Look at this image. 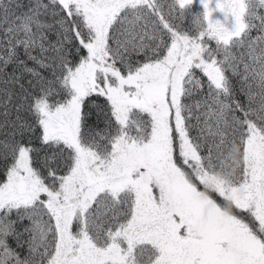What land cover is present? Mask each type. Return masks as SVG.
Segmentation results:
<instances>
[{
  "label": "snow or ice",
  "instance_id": "6c2138e0",
  "mask_svg": "<svg viewBox=\"0 0 264 264\" xmlns=\"http://www.w3.org/2000/svg\"><path fill=\"white\" fill-rule=\"evenodd\" d=\"M0 264H264V0H0Z\"/></svg>",
  "mask_w": 264,
  "mask_h": 264
},
{
  "label": "trees",
  "instance_id": "16d2710c",
  "mask_svg": "<svg viewBox=\"0 0 264 264\" xmlns=\"http://www.w3.org/2000/svg\"><path fill=\"white\" fill-rule=\"evenodd\" d=\"M22 2L27 3L28 0H22ZM195 10H196V11H199V10H200L198 5L195 7Z\"/></svg>",
  "mask_w": 264,
  "mask_h": 264
}]
</instances>
